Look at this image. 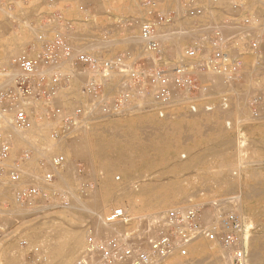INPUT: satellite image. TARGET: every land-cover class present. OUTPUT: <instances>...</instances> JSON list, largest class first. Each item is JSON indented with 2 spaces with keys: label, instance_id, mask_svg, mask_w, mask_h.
<instances>
[{
  "label": "rangeland",
  "instance_id": "obj_1",
  "mask_svg": "<svg viewBox=\"0 0 264 264\" xmlns=\"http://www.w3.org/2000/svg\"><path fill=\"white\" fill-rule=\"evenodd\" d=\"M179 2L182 3V0H0V67L11 72L15 68L12 60L32 42L36 33L34 26L45 24L47 16L58 14V11L65 14L67 8H70L73 17L66 18L75 21L73 28L76 26L79 30H85L82 26L87 23L90 26H97L99 31L95 29L97 30L95 34L98 36L87 39L95 50L97 48L109 52L105 55L107 57L117 53L122 55L125 50H129L130 55H133L130 62L136 63L137 66L142 65L139 61L149 56L143 52L140 41L134 43V46L132 43L137 42L135 38H139L140 25L148 18V10L155 6L158 12H172ZM197 2L200 6L211 9V18L215 14L221 16L220 18L215 16V20L222 21L224 15L236 16V21L232 22L235 26H232L233 30L231 29L234 36L240 32L244 19L253 17L264 21V0H197ZM189 25L191 26V21L180 15L167 30L175 32L179 28L180 31L183 27L187 29ZM168 33L165 32V35ZM129 38L133 42L128 40ZM166 38L167 41L163 42L166 56L175 62L174 57L184 51L186 41H180L183 37L178 36ZM260 49L264 50V45ZM237 52L242 66L240 76L230 84L223 81V86H216L217 88L213 86L209 98L203 100V97H199L195 102L198 112L204 111L206 106L215 109L207 126L202 120L198 125H192L195 113L190 112L191 103H188L186 97L176 100L173 106L165 110L166 115L162 118L157 113V105H154L149 97L145 100L147 110L124 112L116 118L93 124L81 132L75 139L78 142V138L80 140L85 138L82 139L85 143L80 140L77 143L75 139L52 143L49 141L52 124L48 126L41 124L43 140L16 141L14 138L15 148L11 163L17 161L24 150H31L33 154L23 165V176L19 183L9 182L6 176L0 178V184L4 187L0 185V191L3 188V195H0V264H7L3 257L4 251L9 253V258L16 264L47 263L52 245L57 241V237L55 239L54 236L58 230H77L82 246L87 233H93L98 237L108 235L111 230L104 226L102 218L115 207L124 209L135 220V224L146 230L147 223H150L148 226H154L167 210L192 206L208 217L212 212L213 201L233 197L237 201L235 211L249 230L248 245L251 244L252 249H256L261 258H264V196L254 203L246 201L244 197L248 190L258 188L264 192V55H258V51L252 48L247 40L241 42ZM211 77L209 80L213 81ZM114 79H117L114 81L117 83L118 78ZM240 92L245 93L243 95H246V98L240 95ZM196 93V89H192L190 98H194ZM238 95L243 96L245 100ZM225 97L228 105L223 108L222 101ZM133 100H137L134 101L136 103L140 101ZM222 109L230 111V115L228 116L229 113L226 111L221 112ZM112 128L130 130L139 141L150 131L165 137L169 148L163 159L156 160L155 164L149 167L139 162L133 166L125 165L127 162H124L119 163L117 167L105 168L96 158L94 143L101 139L93 138V132L104 133ZM71 143L85 146L70 150L68 146ZM81 150L86 152L80 154ZM59 154L65 156V163L57 170L58 174L55 172L54 179L44 186L45 197L29 204L16 203L18 190L25 188L32 178L41 177L39 163L47 160L48 156ZM193 157L196 162L188 169L177 174L171 172L175 163H185ZM125 169L127 173H124ZM215 172L218 173L217 178L221 177L224 180V185L213 177ZM27 175H32L29 177L31 179ZM58 175H64L66 178L65 186L59 182ZM105 175L110 177L115 197L108 205H94V196L100 190ZM228 180L234 183L233 187L226 186ZM172 182L179 186V189L173 192L168 189L170 195L174 197V203L161 211H150L148 204L152 198L141 195V192L149 185L158 186ZM129 193L139 195L130 198ZM117 194L120 195L116 197ZM130 202L133 203L134 211L131 210ZM75 203L81 208H87V211L77 212L72 208ZM81 250L82 248L75 259L79 257Z\"/></svg>",
  "mask_w": 264,
  "mask_h": 264
},
{
  "label": "built area",
  "instance_id": "obj_2",
  "mask_svg": "<svg viewBox=\"0 0 264 264\" xmlns=\"http://www.w3.org/2000/svg\"><path fill=\"white\" fill-rule=\"evenodd\" d=\"M180 15L192 22L199 37L174 62L166 56L163 42L165 31ZM147 17L140 25L139 39L149 57L138 66L130 62L128 53L105 57L78 49L63 33L70 31L72 24L60 15L34 26L32 42L12 60L15 68L7 72L0 67V178L6 176L9 182L19 183L23 165L33 154L24 150L17 161L10 162L15 148L13 131L52 124L49 141L68 142L93 124L124 112L147 110L145 100L149 97L160 118L181 97L187 98L190 112L195 113L198 98L205 100L213 91L209 76L227 84L240 76L237 50L241 42L247 40L258 55H264L260 49L264 22L260 18L244 19L234 36L231 29L236 16L215 20L211 9L200 6L197 0H182L179 10L170 13L158 12L152 6ZM57 22L64 31L50 34L49 26ZM192 89L197 91L194 98H190ZM222 103L227 107L226 97ZM204 109L213 110L208 106ZM64 163L61 154L42 160L41 177L32 178L18 190L16 203L29 204L45 197L44 186ZM235 200L213 201L208 217L192 206L167 210L154 226L147 223L146 230L121 207L112 208L102 218L111 232L103 237L87 233L85 247L72 264H163L175 253L187 256L189 244L199 239L219 246L221 264H247L249 230L235 211Z\"/></svg>",
  "mask_w": 264,
  "mask_h": 264
},
{
  "label": "bare ground",
  "instance_id": "obj_3",
  "mask_svg": "<svg viewBox=\"0 0 264 264\" xmlns=\"http://www.w3.org/2000/svg\"><path fill=\"white\" fill-rule=\"evenodd\" d=\"M35 5L38 7L40 6L39 4H35ZM38 7H36V8H38ZM178 29L179 28H177L176 30H178ZM173 30H175V29L173 28ZM176 30H175V32H176ZM166 32L167 33L169 32L168 34H166L168 38H169V36L170 37L175 36V32H173L172 30L171 31L168 30ZM236 33H237V31H236ZM166 35H165V37H166ZM130 39L131 38H129L128 40H130ZM134 40H136L137 42H133L130 40L131 42H133L132 43L133 46H134V43L139 42V38H135ZM131 42H130V44H131ZM129 46H131V45H129ZM5 49H6V47H5ZM263 64H264V62H263ZM259 66H261V65H259ZM259 70H261V69H259ZM213 77L214 78H212V77L211 78L213 80L212 84L214 87L220 86V85L223 86V80L221 78H218L217 76H216V78H215V76H213ZM246 93H247V91H246ZM243 94H245V93H243ZM243 94L240 92V95H243ZM248 94H249V92H248ZM240 95H238V96H240ZM243 96L245 97L246 95H243ZM243 96L242 97L240 96V97L244 98ZM245 98H244V100H245ZM244 100H243V102H244ZM231 103H232V101H231ZM241 108H243V105ZM214 110L195 112V114H193L194 120L191 122V123H193L192 125H198L199 124L198 122L202 120L203 124H205L207 126V123L211 122V115L214 114L213 113ZM223 111H226V110L222 109L221 112H223ZM229 112H227V114ZM229 115H230V113L228 114V116ZM47 126H48V124H47ZM41 127H42V125L39 127L34 126L32 129L25 131V132L13 131L12 132L13 139L15 138L16 141L19 139H27L29 141L43 140V127L42 128ZM44 131H45V129H44ZM189 137H187V138H189ZM93 138L101 139V140L94 143V150L97 154L96 158L98 159L99 162H101L103 164V166L105 168L117 167V166H119V163H124V162H127V164H125V165H129V166L136 165L139 162V163H143L144 166L149 167V166L154 165L156 160L163 159L165 156V153L167 152V150L169 148V144H168L167 139L165 137L160 136L158 134L155 135V134L151 133L150 131L147 132V134L145 135V138H143V140H141V141H139L132 134V132L130 130L121 131L117 128L109 129L104 133L99 132V131L93 132ZM78 139L80 140V138H78ZM82 139L83 138H81L80 141L82 143H85V141L83 142V140L85 138L83 140ZM102 139H108V141H102ZM79 140L77 142L75 139V141L77 143H79ZM189 140H190V138H189ZM82 146H85V144L76 145V143L75 144L71 143V144H69L68 148L70 150H74L76 148H83ZM39 152H41V151H39ZM85 152H86L85 150H81L80 154H83ZM198 161H199V159L197 160V162ZM194 162H196V159L193 157V158H189V160L185 163H179V164L175 163V167L173 168V170L171 172L173 174H177L178 172H181L185 169H188L189 166L191 164H193ZM65 169L68 170L67 168H65ZM126 171H127V169H125L124 173H127ZM65 173H68V171L67 172L65 171ZM217 174L215 172L213 177L217 178ZM30 176H32V175H30ZM30 176H28V178ZM57 177L59 178V182H61L62 186H65L66 185V178L64 177V175H58ZM29 179H31V178H29ZM217 179L220 180V183L222 182L221 183L222 185H224V180L221 177L217 178ZM25 182H27V181H25ZM0 185L2 186V184H0ZM233 185H234V183L231 180H228L226 186L227 187H233ZM3 188L1 190L2 192L0 191V195H3ZM99 188H100V190L94 196L93 204L98 205V206L108 205L115 197V191H114V188L110 182L109 176L105 175L104 180L101 182V186ZM168 189L171 192H173L175 190H178L179 186L176 184V182H172L171 184L170 183L160 184L158 186L149 185L145 188L144 191L141 192L142 193L141 195H144L145 197H148V198H152V201L148 204V208H150V211L158 212V211H161L162 209H165L167 207V205L174 203V201H173L174 197L172 194L170 195V192L168 191ZM118 190H119V188H118ZM91 193H93V192H91ZM120 193H121V191H120ZM119 195L120 194H117L116 197H118ZM135 195H139V193L135 194ZM135 195H134V193L133 194L129 193L130 198H133V196H135ZM263 196H264V192L258 188L248 190L246 193H244L245 200L250 202V203H254L258 199H262ZM67 205H68V203H67ZM130 206H131V210L134 211L135 208H133L132 202H130ZM36 208H38V207H36ZM72 208H74V210H76L77 212L87 211V208H81L76 203H75L74 207H72ZM24 211H26V210H24ZM32 211L30 210V212H32ZM36 211L38 212L39 210H36ZM15 212H16V210H15ZM27 212H29V211H27ZM35 214H37V213L35 212ZM15 216H17V215H15ZM70 225H72V224H70ZM70 227H72V226H70ZM105 227H107V226H105ZM55 237H57V241L54 245H52V248L50 251L49 261L45 264H72V263H74L75 260L77 259V258L75 259V257L77 255L79 249L82 248V250L80 251V252H82L84 247H85V242L82 246L81 239H80V233L74 229H72L70 231L58 230V231H55L54 238ZM55 239H54V241H55ZM187 250H188L187 256L181 257L178 254H174L173 256H171L169 259H167L165 261V264H187V263H189V264H219L220 262H222L221 261V255H223V253L219 249V246L216 243L209 242L205 239H199V240L194 241L193 243L189 244V246L187 247ZM3 257L5 258V261L7 262V264H16L13 260H11V258H9L10 257L9 253H7L6 251L3 252ZM247 264H264V258H261L260 254L258 253V251L256 249H254V248L252 249L251 244H249L248 263Z\"/></svg>",
  "mask_w": 264,
  "mask_h": 264
},
{
  "label": "crops",
  "instance_id": "obj_4",
  "mask_svg": "<svg viewBox=\"0 0 264 264\" xmlns=\"http://www.w3.org/2000/svg\"><path fill=\"white\" fill-rule=\"evenodd\" d=\"M179 6H180V2H179V4L177 5V7H176V9H174L172 12H176V11H178L179 10ZM69 9V10H68ZM167 13H170V12H167ZM57 15L59 16H62L66 21H68V22H70L71 24H72V28H71V30L70 31H64V30H62V28H61V24H59V22H57V24H54L53 25V23L49 26V29H48V31L50 32V34H52V32H56V31H60V32H63L67 37H68V39L71 41V43L74 45V46H76L78 49H82V50H87V51H89L90 53H93V54H96V55H99V56H105V55H108V53L109 52H106L105 50H103V49H97L96 48V50L94 49L95 47L92 45V44H89V43H91V42H88L87 41V39H90V38H94V37H97L98 35H96L95 33H96V31L98 30L97 29V26H95V25H93L94 26V28H93V26H90V25H88V23L87 24H83V26H82V29H85V30H79V29H77V27L75 26L74 28H73V24H75V21H73V20H69V19H67L66 17H70V18H72L73 17V15H72V13L70 12V8H67L66 9V11H65V14H63V13H61L60 11H58V14H54V15H52V16H47V17H51V18H56L57 17ZM219 15V14H218ZM215 16L217 17V18H220L219 16H217L216 14H215ZM262 21H263V19H261ZM264 22V21H263ZM37 26H40L41 24H36ZM53 25V26H52ZM95 29H97V30H95ZM188 30V32H186ZM99 31V30H98ZM166 31H168V30H166ZM165 31V32H166ZM178 31V30H177ZM176 31V32H177ZM175 32V36H178V37H183V39H180V41H186V43H185V48H187L188 46H189V44L191 43V41L192 40H194V39H198V37H199V32L195 29V27L194 26H192V22H191V26L189 25V27L187 28V29H182V30H180V31H178L177 33ZM99 33V32H98ZM88 37H90V38H88ZM166 37H167V35H166ZM165 37V42L167 41V38ZM139 41H140V39H139ZM177 41H179V39L177 40ZM179 41V42H180ZM244 42V41H243ZM141 43V42H140ZM263 45H264V41L262 42V44H261V48L263 47ZM184 48V49H185ZM94 49V50H93ZM124 53H128L129 54V56H130V60H131V58L133 57V55L131 56L130 55V52H129V50H125L124 51ZM118 54V53H117ZM181 54V53H180ZM179 54V55H180ZM111 55V54H110ZM114 55H116V54H112V56H114ZM178 55V56H179ZM177 55L174 57V59H176L177 57H178ZM105 57H107V56H105ZM116 118V117H115ZM222 251V250H221Z\"/></svg>",
  "mask_w": 264,
  "mask_h": 264
}]
</instances>
